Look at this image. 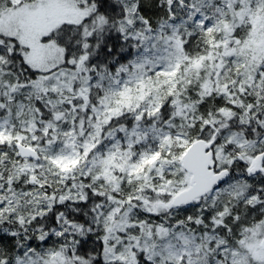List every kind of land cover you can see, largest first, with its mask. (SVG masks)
Segmentation results:
<instances>
[{
	"label": "snow or ice",
	"instance_id": "1",
	"mask_svg": "<svg viewBox=\"0 0 264 264\" xmlns=\"http://www.w3.org/2000/svg\"><path fill=\"white\" fill-rule=\"evenodd\" d=\"M0 264H264V0H0Z\"/></svg>",
	"mask_w": 264,
	"mask_h": 264
}]
</instances>
